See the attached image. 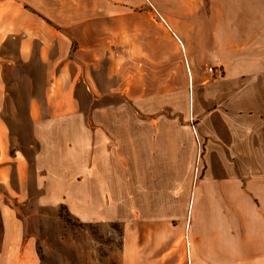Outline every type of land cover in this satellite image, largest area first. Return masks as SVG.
Here are the masks:
<instances>
[{"label":"crops","instance_id":"crops-1","mask_svg":"<svg viewBox=\"0 0 264 264\" xmlns=\"http://www.w3.org/2000/svg\"><path fill=\"white\" fill-rule=\"evenodd\" d=\"M140 19L166 36L181 121L76 109L75 86L114 63L104 39L138 35ZM25 114L51 145L49 197L65 181L71 215L120 223L116 264H264V0H0V183L18 198L44 180L22 151ZM24 244L0 240V264L35 258Z\"/></svg>","mask_w":264,"mask_h":264},{"label":"rangeland","instance_id":"rangeland-1","mask_svg":"<svg viewBox=\"0 0 264 264\" xmlns=\"http://www.w3.org/2000/svg\"><path fill=\"white\" fill-rule=\"evenodd\" d=\"M146 23L139 20L138 35L135 31L130 35L123 29L122 37L104 39V46L117 48L114 63L110 68L104 65L102 69L91 71L87 84L75 86L76 109L84 113L94 109L116 112L118 119L124 123L129 120V124L136 117H152L157 121L160 116L181 121L180 115L188 110V97L182 96L186 102L180 100L179 93L183 86H166V36L159 31L158 25ZM172 82H179L178 75L172 78ZM29 94L27 91V98ZM167 94L171 95V101H166ZM26 104L28 102H21V106ZM17 118L16 124L24 128L22 136L25 134L26 139L23 154L30 161L35 154L41 155L44 165L37 167V174L40 179L42 175L44 180L40 181V189L24 198L12 195L0 183V240L11 237L25 239L28 245L18 248L23 252L32 245L35 258L31 260L29 253H26L27 264H116L112 250L119 248L120 223H84L71 215L66 206L65 181L63 188L57 191L56 199L49 197L51 183L46 175L51 162L49 140L41 143L33 141L29 133L31 121L28 114ZM42 120L44 128L50 126L48 118ZM186 123L191 121L187 119ZM66 125L65 118L60 117L57 148L64 160L66 143L61 132ZM49 136L44 135L48 139ZM59 168L65 179V161L60 163ZM9 223L13 230L7 229Z\"/></svg>","mask_w":264,"mask_h":264},{"label":"built area","instance_id":"built-area-1","mask_svg":"<svg viewBox=\"0 0 264 264\" xmlns=\"http://www.w3.org/2000/svg\"><path fill=\"white\" fill-rule=\"evenodd\" d=\"M209 69H211V68H209Z\"/></svg>","mask_w":264,"mask_h":264}]
</instances>
